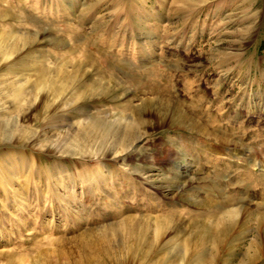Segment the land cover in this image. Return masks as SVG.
<instances>
[{
	"label": "rangeland",
	"instance_id": "rangeland-1",
	"mask_svg": "<svg viewBox=\"0 0 264 264\" xmlns=\"http://www.w3.org/2000/svg\"><path fill=\"white\" fill-rule=\"evenodd\" d=\"M22 36L0 264H264V0H0V38ZM45 72L73 76L55 101Z\"/></svg>",
	"mask_w": 264,
	"mask_h": 264
},
{
	"label": "bare ground",
	"instance_id": "bare-ground-1",
	"mask_svg": "<svg viewBox=\"0 0 264 264\" xmlns=\"http://www.w3.org/2000/svg\"><path fill=\"white\" fill-rule=\"evenodd\" d=\"M22 37L19 40L17 39V41H15V42L14 41L11 42L7 39L0 38V59L1 58H3V59L4 58L5 59L12 58L13 56H15V53H17V51H20L21 49H25L24 46L27 47V45H30V43L32 41H29L26 36H25V38L24 37L22 38ZM10 44H14V45L18 44V48L10 51L7 48L8 45H10ZM55 75H56V73L54 74L52 72L41 73V76L37 79V82L35 83V85H33V90H37V92L35 93V94H37V99L39 98V94L43 93V94H46L51 99V101H55V99L58 96H60L66 92L67 87H69V82H71L73 80V76L67 77V75H66V77H56ZM19 92H21V91H19ZM31 92L32 91L30 90V93ZM23 96H24V94L22 95L21 93L16 94V98H18V99H21ZM186 118L187 117L184 114H180L178 116V119L182 120V121H184ZM128 124H130V125H128ZM128 124H127L128 126L123 125V126H126V129H124V130H126L124 133L125 136L124 135L122 136V142L125 144L127 143V141H129V140L131 141V140L135 139V137H136L134 135L136 132L134 129V124L131 122ZM93 128H99V123L95 122L93 124ZM124 139H125V141H124ZM239 212H241V208H236L235 210H228L227 212L224 213L223 221L226 220V225H225L226 229L223 231H220V232H218V230H216V232H217L215 234L216 237H219L218 236L219 233L221 235H226V232L230 233L231 229L234 231V229L236 227L239 228V226L241 224L238 223L239 220L236 219L237 213H239Z\"/></svg>",
	"mask_w": 264,
	"mask_h": 264
}]
</instances>
